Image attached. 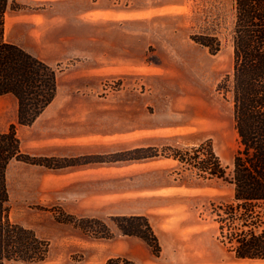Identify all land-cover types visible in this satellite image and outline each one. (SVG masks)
<instances>
[{
	"label": "rangeland",
	"instance_id": "1",
	"mask_svg": "<svg viewBox=\"0 0 264 264\" xmlns=\"http://www.w3.org/2000/svg\"><path fill=\"white\" fill-rule=\"evenodd\" d=\"M10 2L4 39L57 75L53 101L30 125L17 122L12 95L0 96V131L14 125L24 154L58 166L14 159L6 168L10 221L47 245L43 260L27 264L117 256L134 264H264L234 258L218 229V207L232 201L233 186L189 164L210 148L228 174L238 148L229 90L234 0ZM208 34L219 41L214 54L191 39ZM146 146L155 157L110 156ZM135 214L149 219L158 256L112 220ZM93 220L108 228L106 237L83 231Z\"/></svg>",
	"mask_w": 264,
	"mask_h": 264
},
{
	"label": "trees",
	"instance_id": "2",
	"mask_svg": "<svg viewBox=\"0 0 264 264\" xmlns=\"http://www.w3.org/2000/svg\"><path fill=\"white\" fill-rule=\"evenodd\" d=\"M10 0H0V96L12 95L17 102V122L30 125L53 101L57 75L43 59L4 39L5 14ZM209 53L219 50L214 35L192 36ZM232 64L230 93L232 117L238 148L226 174L219 159L209 148L203 156L189 157L196 161L200 175L228 181L233 186L232 201L218 207V229L231 247L236 259L264 261V0H234L232 30ZM114 160L151 159L154 147H136L110 155ZM176 156V155H174ZM53 167L51 157H29L20 149L14 125L0 131V264H27L44 259L46 243L35 233L9 219V195L6 168L12 160ZM178 160L184 161L182 157ZM71 165V164H70ZM120 234L140 238L150 254L158 256L160 246L147 216L142 214L112 217ZM94 223L103 226L95 227ZM85 233L106 237L108 228L98 221H89ZM226 229V233L222 232ZM105 232V233H104ZM105 234V235H102ZM47 251V250H46ZM105 264H134L126 257L109 258Z\"/></svg>",
	"mask_w": 264,
	"mask_h": 264
}]
</instances>
